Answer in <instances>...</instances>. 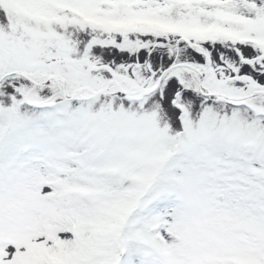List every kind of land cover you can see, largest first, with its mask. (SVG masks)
Returning a JSON list of instances; mask_svg holds the SVG:
<instances>
[{"label": "snow or ice", "instance_id": "1", "mask_svg": "<svg viewBox=\"0 0 264 264\" xmlns=\"http://www.w3.org/2000/svg\"><path fill=\"white\" fill-rule=\"evenodd\" d=\"M0 264H264V0H0Z\"/></svg>", "mask_w": 264, "mask_h": 264}]
</instances>
